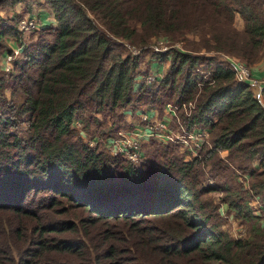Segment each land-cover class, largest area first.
Returning a JSON list of instances; mask_svg holds the SVG:
<instances>
[{
	"label": "trees",
	"instance_id": "trees-1",
	"mask_svg": "<svg viewBox=\"0 0 264 264\" xmlns=\"http://www.w3.org/2000/svg\"><path fill=\"white\" fill-rule=\"evenodd\" d=\"M43 2L55 22L37 38L24 40L13 18L0 28V59L12 52L5 38L22 46L9 71L0 65V264H264V209L224 184L221 202L250 222L232 237L203 198L217 189L203 176L223 178L234 164L249 177L246 192L264 200V89L258 96L221 60L251 66L264 55V0ZM159 36L183 37V47L169 50L166 73L149 88L135 82L140 57L113 46ZM165 103L180 105V124L206 128L208 139L182 157L168 146L160 166L110 157L73 127L77 115L87 129L123 120L129 104ZM23 121L25 136L15 131Z\"/></svg>",
	"mask_w": 264,
	"mask_h": 264
},
{
	"label": "rangeland",
	"instance_id": "rangeland-1",
	"mask_svg": "<svg viewBox=\"0 0 264 264\" xmlns=\"http://www.w3.org/2000/svg\"><path fill=\"white\" fill-rule=\"evenodd\" d=\"M42 10H47L48 12L50 11L49 13H52L49 5L45 4L43 0H39V2L37 0V2H31L26 5L16 4L15 6H11V7L8 5H2L0 6V28L2 27L4 21H9L10 18H13V20L16 21L14 24V29L18 31L16 28L20 20L33 19L39 23V26L30 27V28L18 31V32H22V34L24 35V40H26L27 42L28 41L30 42V40L35 39L39 36L38 31L42 26H40L41 22L38 17L39 15L37 14ZM182 38L183 37H178L176 39V37L159 36L153 39L152 41H150L149 45H146L143 47H138L137 45L135 46V44H131V43L119 40V42L115 41V44L113 46V51L120 52V53L122 52L123 54L130 53L131 55H138L140 57L139 65L137 67L138 69L137 72L139 76L135 78V82L138 84L139 83L147 84L149 85V88H155L156 87L155 82L159 80L167 71L168 64H169V56H170L169 50L174 49V48L182 49L183 47ZM1 41L4 42V38L1 39ZM15 46L16 44L11 46L12 49ZM165 46L166 48H164ZM153 47H157L160 50L156 51ZM153 50L155 52H160V53L166 51L167 54L166 55L164 54L165 56L163 59H159L156 57H152ZM5 53L7 52H4L3 55H5ZM8 53H12V52H8ZM19 54L20 53H18L15 56V58L18 57ZM228 59L242 61V60L230 57L228 55L221 56V60L224 62L226 66L228 63ZM153 62H156L155 64L156 67L154 66ZM0 65H1V62H0ZM248 67L251 71V66H248ZM1 71L2 72L5 71L3 70V67ZM255 77L260 80L264 79V77H257V76ZM240 82H244V81H240ZM249 84L253 85L251 83ZM256 87H257V95L261 97V91H259L258 86ZM262 89H264V86L262 87ZM6 92L7 94H9L10 92L9 89ZM136 95H137V92L133 91L132 98L134 99ZM9 98L13 102H15L19 99V94H12V96L9 95ZM168 105H173V104L165 103L163 109L162 107H159V108L157 107L156 109L153 106H151V104H141L136 107H134L133 104H129L121 110L122 111L121 113L123 114V116L126 110L129 109L131 111L132 115L128 117L129 120L127 122L123 121L122 119H119L120 121L116 119L114 121L106 119L105 121H101L99 124L89 125L87 129L83 128L84 126H83L81 116L77 115L75 116L73 120V127L77 131V134L85 142H87L90 146H94L95 144L98 143L97 148L105 152L110 157L114 155H121L122 158H124L125 160L131 163H136V164L155 163L157 166H160L159 164H162V161L164 159V155H165V152L168 146L174 147L173 154L177 157L185 156L188 146H184L177 139L170 141V140H164L155 134H146L142 136V138H139L140 156L136 160L131 161L128 158L126 153L113 154L111 151L110 141L120 138L119 133H122L125 131H127L126 133H128L127 137L136 138L132 130H134L136 126H142L146 124L145 115L148 116V118L146 119H148V121H150L151 123H155V120L164 121L166 123L167 128H169L172 132H176L175 134L178 135L180 130H179V126L177 123V121H179L177 115L172 116V120L169 121V123H167V121L163 119V117H165L164 115L165 110L169 108ZM182 108L185 111V108L184 107ZM123 116L122 118H124ZM112 122H114L113 123L114 130L110 131V133L106 137H103L104 135H101V134H103V131L109 128V125L112 124ZM131 123L134 125L136 124L137 125L134 127L131 125ZM15 131L18 132V134L20 135H23V136L27 135V123L25 121L19 123L17 127L15 128ZM255 164L256 163L253 162L251 165L254 166ZM235 167L233 164V166H230L229 169H226L224 171L223 178L211 179L210 177H207L208 175L203 176L204 183H208L209 185H214L215 187H217V189L205 194L203 198L211 204L214 212L216 211L218 212L219 228L223 230L227 235L232 236V237L244 235L245 232L250 227V222L244 220L241 217L235 218L233 211L229 210L226 204L221 202V197L224 195L221 188L224 184H226L228 187H230L233 190H239V194L241 195V197H243L245 201L250 204L249 207H251L254 211L260 212L262 208L264 209L263 199L259 197H257L258 198L257 199L254 196H251L249 193L246 192L247 187H248V182H249V177L247 176L246 172L240 169H237Z\"/></svg>",
	"mask_w": 264,
	"mask_h": 264
},
{
	"label": "built area",
	"instance_id": "built-area-1",
	"mask_svg": "<svg viewBox=\"0 0 264 264\" xmlns=\"http://www.w3.org/2000/svg\"><path fill=\"white\" fill-rule=\"evenodd\" d=\"M39 26V23L36 22L33 19H22L19 21L17 30L21 31L23 29H27L30 27H37ZM156 51H159L160 49L157 47H153ZM166 48V46L164 47ZM22 49L21 45H16L12 49V53H5L3 60V70L8 71L11 69L12 66V60L15 58V56L20 53ZM228 68L232 70L235 77L239 81L249 82L253 85H256L259 87V91L262 90V87L264 86V79L260 80L252 75L249 67L247 64H245L243 61H236L232 59H228L227 63ZM194 102L189 101L187 103H182L181 106L185 108V112L189 113L190 109L193 107ZM169 111L172 116L177 115L176 110L180 105H168ZM146 118H148L147 115H145ZM146 124L138 127L137 129L132 130L133 134L136 136V138L127 137L128 133L122 132L119 133L120 138L116 140H111V151L113 154L116 153H126L128 158L131 161L136 160L140 156V140L139 138H142V136L146 134H155L161 137L164 140H175L177 139L180 141L184 146H188V150L194 151L198 149L203 143L207 142L208 139V132L206 128H199V127H193L191 129L184 128L179 121H177L179 126V134L176 135V132H172L169 128H167L166 123L164 121H157L155 120V123H151L146 119ZM177 118V117H176ZM152 129V130H151ZM138 138V139H137Z\"/></svg>",
	"mask_w": 264,
	"mask_h": 264
},
{
	"label": "crops",
	"instance_id": "crops-1",
	"mask_svg": "<svg viewBox=\"0 0 264 264\" xmlns=\"http://www.w3.org/2000/svg\"><path fill=\"white\" fill-rule=\"evenodd\" d=\"M48 10V9H47ZM47 10H42L40 11L37 15H39V20H40V26L45 27L48 25H52L54 24L55 20L53 18L52 13H49ZM5 41L8 43V45L13 46L15 44V40L11 37H7L5 38ZM4 57L3 53L2 56ZM3 58L0 59V61ZM3 60L1 62V64H3ZM154 66L156 67V62H153ZM152 64V65H153ZM2 69V68H1ZM154 70V69H153ZM152 70V71H153ZM251 72L253 73V75L257 76V77H264V55H262L259 59H257V61L251 65ZM132 115L131 111L128 109L124 112V118L123 121L127 122L129 119L128 117H130ZM165 117H163V119H165L167 121V123H169V121L172 120V115H170V111L169 108H167L164 112ZM132 126H136L134 124L131 123ZM140 126H136L135 129H137ZM202 128V127H199ZM147 140V139H146Z\"/></svg>",
	"mask_w": 264,
	"mask_h": 264
}]
</instances>
